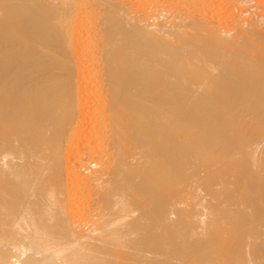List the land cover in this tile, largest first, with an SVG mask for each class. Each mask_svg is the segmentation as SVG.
<instances>
[{
	"label": "bare ground",
	"instance_id": "obj_1",
	"mask_svg": "<svg viewBox=\"0 0 264 264\" xmlns=\"http://www.w3.org/2000/svg\"><path fill=\"white\" fill-rule=\"evenodd\" d=\"M131 1L0 0V264H264V5Z\"/></svg>",
	"mask_w": 264,
	"mask_h": 264
},
{
	"label": "rangeland",
	"instance_id": "obj_2",
	"mask_svg": "<svg viewBox=\"0 0 264 264\" xmlns=\"http://www.w3.org/2000/svg\"><path fill=\"white\" fill-rule=\"evenodd\" d=\"M128 1H131V0H128ZM133 1V2H132ZM131 1V4H134L133 6L134 7H138V1L136 2V0H132ZM258 2H259V4L261 3V5L263 4L264 5V0H257ZM136 4H138L137 6H135ZM241 7H237V9H234V13H235V15H238L239 13L238 12H236V10L237 11H240L239 9H240ZM211 11V12H210ZM210 13L208 14V15H211L212 14V12H213V14H215V15H213V20L214 19H216L215 21H217L218 20V18H219V20H220V22H221V24H223V25H225V23H226V21H227V17H228V15H227V12H226V10H225V7H219V9L217 8L216 10L215 9H210ZM221 13H220V12ZM214 12H216V13H214ZM222 14V15H221ZM219 16V17H218ZM226 17V18H225ZM224 21V22H223ZM223 22V23H222ZM245 115H246V117H250V114L248 113V112H246L245 113ZM201 189H202V191H201V195H205V193H206V191H205V188L203 187V186H201ZM205 205H207L206 204V201H201V203L199 204V209H202V208H204L205 207ZM184 260V262H188L186 259H183Z\"/></svg>",
	"mask_w": 264,
	"mask_h": 264
}]
</instances>
